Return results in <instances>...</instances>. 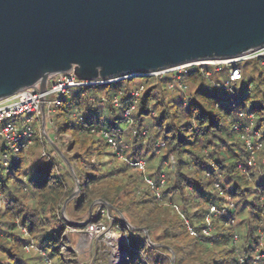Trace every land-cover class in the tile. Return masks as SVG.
I'll return each instance as SVG.
<instances>
[{"label":"trees","instance_id":"16d2710c","mask_svg":"<svg viewBox=\"0 0 264 264\" xmlns=\"http://www.w3.org/2000/svg\"><path fill=\"white\" fill-rule=\"evenodd\" d=\"M238 68L233 93L199 66L71 91L45 122L50 140L33 125L8 160L0 144V264H65L63 233L92 204L87 224L111 217L130 264H264V57Z\"/></svg>","mask_w":264,"mask_h":264},{"label":"water","instance_id":"95a60500","mask_svg":"<svg viewBox=\"0 0 264 264\" xmlns=\"http://www.w3.org/2000/svg\"><path fill=\"white\" fill-rule=\"evenodd\" d=\"M263 46L264 0H0V100L57 74L140 77Z\"/></svg>","mask_w":264,"mask_h":264},{"label":"built area","instance_id":"2783aa9c","mask_svg":"<svg viewBox=\"0 0 264 264\" xmlns=\"http://www.w3.org/2000/svg\"><path fill=\"white\" fill-rule=\"evenodd\" d=\"M262 57H264V46L259 49L249 51L236 58L207 59L190 62L156 72L146 73L143 74V77H158L167 73H174L177 74L179 78L180 73L191 66H199L203 69H206L205 75L206 77H210L211 73L210 70H207V68H215L217 70H220L222 67H225L228 69L227 80L224 84H217L216 86H222L226 88L230 93H233L232 86L240 82L242 79L238 64ZM128 78H130V76H122L106 80L82 81L77 79L72 74V72L66 74H57L48 80L46 91L44 92H39L37 88L23 89L15 93L11 97L0 100V144H4L8 148V153L4 155L5 160H8L12 156H15L20 149H25L29 145H31L33 139V125H38L39 129L41 130L40 143L43 144L45 142V138L47 135L45 130V122L48 119L49 115L53 113L54 108L60 104V96L70 91L80 90L89 86H102L106 84H112ZM138 95L139 91H135L132 94V98L134 100L129 109L124 111V116L126 118H128L130 112L135 108ZM52 96L54 97V99H50V97ZM42 105L44 106V126L42 125L41 121ZM113 105H119L117 99L113 101ZM240 116L243 117L244 115L240 113ZM248 119L250 121V126L246 129L248 133L246 135H243V139L247 148L251 151L249 160V164H251L254 160V149H260L262 147V142L260 140V134L256 131L251 130V125L253 122V116L251 114L248 116ZM253 141L256 142L255 146H253L252 144ZM109 142L111 148L117 149L116 141L110 139ZM42 155L46 156L44 151L42 152ZM132 165L136 171H138L140 174H144L145 163L143 161L138 160ZM0 203L4 204L2 200L0 201ZM210 212L214 213L215 208H210ZM68 229L74 231L76 229H79L80 231L86 233V235L92 234L94 231H102V234L105 233V226L101 223L87 224L84 228L79 227ZM113 234H115L114 231L107 234L108 239H110L109 236ZM190 234H193L191 230ZM32 247V245H29L25 247V249H30Z\"/></svg>","mask_w":264,"mask_h":264},{"label":"rangeland","instance_id":"374dc122","mask_svg":"<svg viewBox=\"0 0 264 264\" xmlns=\"http://www.w3.org/2000/svg\"><path fill=\"white\" fill-rule=\"evenodd\" d=\"M210 73L212 77L218 81V83H225L227 68L222 67L220 70L212 68L210 70ZM50 99H54V97L52 96L50 97ZM47 132L48 136L46 135L45 141L50 140L49 137L51 138L50 126L46 123V134ZM40 151L42 154V148L41 150H38V153H40ZM45 154L47 157L46 152ZM133 172L138 177L140 176L141 180L143 179L141 175H139L140 173L135 170V168ZM94 206L95 205H93L92 210ZM2 208L3 204L0 203V210H2ZM111 224L112 218L108 216V221L104 223V234L101 233L102 231H94L92 234L86 235V233L80 231L79 229H76L75 231L66 229L63 233L65 241L64 249L68 250L69 254L71 255H68V257H66L65 264H122L119 257L120 255H123L124 237L114 231L115 235H110V239H108L107 234L113 232ZM86 225L87 224H85V222L83 221L82 223H80L79 227L84 228ZM29 251L32 250L26 249V252ZM48 264H53V262L48 261Z\"/></svg>","mask_w":264,"mask_h":264},{"label":"crops","instance_id":"0c3cea01","mask_svg":"<svg viewBox=\"0 0 264 264\" xmlns=\"http://www.w3.org/2000/svg\"><path fill=\"white\" fill-rule=\"evenodd\" d=\"M47 136H48V132H47Z\"/></svg>","mask_w":264,"mask_h":264},{"label":"bare ground","instance_id":"6f19581e","mask_svg":"<svg viewBox=\"0 0 264 264\" xmlns=\"http://www.w3.org/2000/svg\"><path fill=\"white\" fill-rule=\"evenodd\" d=\"M115 235V234H114Z\"/></svg>","mask_w":264,"mask_h":264}]
</instances>
